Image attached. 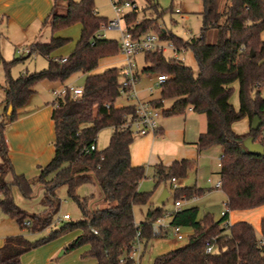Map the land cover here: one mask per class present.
<instances>
[{"label": "trees", "instance_id": "trees-1", "mask_svg": "<svg viewBox=\"0 0 264 264\" xmlns=\"http://www.w3.org/2000/svg\"><path fill=\"white\" fill-rule=\"evenodd\" d=\"M200 32L188 40L168 33L155 24L156 19L143 17L139 22L136 9L124 14V24L133 37H140L152 28L161 40L171 41L178 49L189 48L197 66V72L175 57H165L162 51L146 52L147 66L144 71L165 74L167 79L160 86L153 105L163 108L166 99H172L164 115L183 114L187 107L203 113L206 128L199 133L195 145L203 150L211 145L220 146L218 180L225 194L224 204L228 211L214 219L211 213L198 218V208H182L172 224L190 227L188 242L181 247L157 256L152 264H264V217L260 220V232L245 220L223 225L229 211L252 209L264 205V153L254 155L243 152V139L253 136L264 147V0H225L220 10L217 0H200ZM106 17L97 13L94 0H53L52 9L45 19L52 34L71 24L81 26L80 36L64 61H55L52 53L65 45L69 39L51 35L46 42H35L32 52L45 56L47 66L38 71H24L13 77L11 67L17 61L30 57L31 53L6 61L0 54L4 69L3 102L11 113L0 120V210L14 219L29 233L48 232L31 242L36 248L73 230L80 232L64 246L66 252L88 245L83 258L92 264H131L126 257L135 237L134 205L150 202L152 192L141 191L140 181L146 177V168L132 165L130 146L136 135L122 124L127 115H134L132 105L114 107L118 97L121 66L95 73L100 59L119 52L118 40L96 38L101 27L107 24ZM214 29V42L205 40L207 31ZM254 55L249 56L248 50ZM62 57V56H59ZM235 61L233 69L229 61ZM82 72L85 80L82 93L75 98L64 96L53 101L51 118L54 123V155L39 174L29 179L15 175L8 156L5 131L8 122L17 117V110L24 105L34 91V85L42 80L64 83L72 74ZM238 85V108L229 101L233 93L232 83ZM110 104V108H106ZM257 116L260 125L256 130L238 134L232 124L244 117L251 122ZM112 127L108 145L102 150H86L96 145L99 129ZM195 167V161L180 159L170 165L158 162L152 166L154 186L183 178ZM12 173L13 179L6 176ZM93 183L98 187L100 201L94 195L79 196L77 189ZM44 189L41 212H27L13 198L12 187L30 198L33 185ZM65 186L66 195L81 212L78 220L63 219L55 227L54 219L59 213L61 198L58 188ZM174 199L196 198L205 189L196 186L177 187ZM92 199V200H91ZM90 201V202H89ZM161 206L150 207L145 219L139 223L143 239L155 237L150 223L162 215ZM29 221L28 225H23ZM210 246L211 251L205 252ZM126 257V258H125ZM123 258V259H122ZM122 259V260H121ZM0 264H20L18 256L2 257Z\"/></svg>", "mask_w": 264, "mask_h": 264}, {"label": "crops", "instance_id": "crops-1", "mask_svg": "<svg viewBox=\"0 0 264 264\" xmlns=\"http://www.w3.org/2000/svg\"><path fill=\"white\" fill-rule=\"evenodd\" d=\"M52 6L53 0H0V37L6 39L7 42L13 46L16 53H19V47L31 46L35 42L48 41L50 38L49 36L46 37L44 41H41L40 38L43 31L46 29L49 30V28H47L49 26L45 23V19L49 15ZM179 9L181 10V8ZM200 9L201 6L198 12ZM142 18L143 17H138L136 22H139ZM207 34L210 36L205 38V40L207 42H214L216 39V31L211 29L207 31L206 36ZM69 52L70 50H68L67 53L58 54L55 51L52 54H54V56H67ZM35 56L42 55L36 54ZM114 56L115 55L104 57L106 58L104 64L100 67L97 66L93 72L99 73L106 68L121 66L123 64V56L121 55L122 63L120 64L113 63L112 57ZM31 57L32 56L29 58ZM42 57L47 61L45 56ZM234 67L235 61H229L228 68L233 69ZM25 71H28V69H25ZM21 72H23V70ZM154 76L155 73L153 74V78ZM235 83L237 82H233L232 86L234 88L233 93L237 91V103H235V100L229 99V101L237 109L238 85ZM63 84L64 83H59L57 81L47 80L37 82L34 85V91L27 98L24 105L17 110L16 119L7 123L5 139L8 147V156L15 175H23L29 179H33L39 174L40 167L46 165L52 159L54 155L53 141L55 138V129L51 118L53 109V96L51 90L57 89ZM148 87L146 88V92L151 94L148 92ZM0 91L1 118L8 114L10 107L6 106L3 102L4 91L2 87L0 88ZM139 96L146 100L154 99L148 97L144 98L145 96H142L140 90ZM161 115H163V117ZM161 115L157 118V133L139 135L140 138L132 142L130 146L131 164L145 166L147 170L149 167L152 169V166L158 162H162L164 165H170L175 160L186 158L195 161V167L193 169L197 174L200 167H202L203 162L210 157V152H208L210 149L209 147L203 150H198L195 145L199 133L203 132L206 128L205 115L203 113L192 111L191 107H187L183 114L164 115L162 113ZM250 125L251 122L249 119L244 117L235 121L232 124V129L236 133L242 134L250 130ZM209 172L212 173V170ZM196 174L192 186L205 189L206 191L204 194L210 193L216 189L213 187V182L210 178L207 179V185L197 183ZM6 178L7 180H12L13 174L9 173ZM209 179L211 181H209ZM177 180L178 178L176 179V187L173 186L171 181H169L170 185L174 188L180 187ZM163 188H167V198L169 196L168 186L164 185ZM43 192L44 189L42 186L37 184L34 187V192L31 197L26 199L20 194L17 187H12V194L15 203L22 209L30 208L31 211L36 213L41 212L46 208L40 202ZM220 192L222 195L220 202L223 204L226 200V196L221 190ZM77 194L79 196L94 195L95 201H100L101 199L98 187L93 183H85L81 185L77 189ZM166 198L163 203H157L162 206ZM195 199L196 198H193L192 201ZM192 201H185L182 208L191 207L192 205L185 204ZM162 208L167 209L164 206H162ZM253 211L257 212V214H253ZM251 212L252 214H250ZM66 213L67 212H64L60 215ZM205 213L210 212L205 211ZM205 213H203V215ZM250 215L255 219L257 218L256 224L249 221L250 219H248V217ZM262 217H264V205L252 209L229 211L228 221L230 224L239 220L248 221L253 227L255 226L254 228H256L257 233H259L260 220ZM218 218L219 217H216L214 219L217 220ZM47 232L48 229L40 233H29L25 228H22L17 224L14 219L10 218L0 210V253L2 257L18 256L20 264L93 263L92 259L82 257V253L88 249V245H83L69 252L64 250L65 244L73 239L80 232L79 230L70 231L36 248L31 247V242L34 239L45 235Z\"/></svg>", "mask_w": 264, "mask_h": 264}, {"label": "rangeland", "instance_id": "rangeland-1", "mask_svg": "<svg viewBox=\"0 0 264 264\" xmlns=\"http://www.w3.org/2000/svg\"><path fill=\"white\" fill-rule=\"evenodd\" d=\"M74 1H78V0H74ZM114 1H119V0H94L95 10L99 15L106 17L107 20H112L116 18V13L113 9ZM121 1H125V0H121ZM130 1H133L137 6L136 12L138 17L141 18L145 16L148 18L156 19L153 25L155 24L160 29H163L168 33H172L182 38L183 40H188L189 38L198 35L199 33L201 26V17L198 14V10L201 6L200 0H130ZM218 2H219V9L223 10L226 2L224 0H218ZM176 8H181L182 12L181 13L175 12ZM130 11H132V9L123 8L121 13L122 15H124ZM47 28H49V30L46 29L45 31H43V34L40 38L41 41H44L45 38L48 36L51 37V35L65 37L69 39V41L65 45H63L62 47L56 50L58 54L67 53L68 50L72 51L77 40L79 39L80 31H81V26L78 23H74L67 27L61 28L55 31L53 34L50 30V27ZM148 32H154V30L152 28H149ZM100 33L105 38L116 39V40L119 39V35H120L117 30L108 27H101ZM209 36L210 35L207 34L206 38H208ZM261 40L264 41V31L262 32ZM23 47H28V46H23ZM0 54L3 57V59L6 61H10L12 59L20 57V54L14 51L13 46L10 45V43H8L7 40L2 37H0ZM163 55L165 57L178 58L185 65L191 67L194 73L197 72L196 62L189 48L179 52H174L172 49L166 48L163 51ZM105 59L106 58L100 59L97 66L98 67L102 66L105 62ZM112 61L113 63H118V64L122 63L120 53L112 57ZM134 61L136 63L135 70L138 74V79L136 83L137 89L140 90L142 96L143 95L145 96L144 98L158 97L159 95L158 87H155L153 93L151 94H148L146 92V88L153 83L152 80L153 74L154 73L156 74V72L152 73V72L144 71V68L148 65L144 59V54L137 53L136 55H134ZM46 66H47V61L42 56H32L31 58L26 57L23 58L22 60L17 61V63L11 67L10 73L13 77H16L22 70L24 72L25 69H28V72H32V71L41 70ZM85 76L86 75L82 72L74 73L64 82L62 86H70L73 88L82 87L84 84ZM3 82H4V69L2 63H0V88ZM0 95H1V91H0ZM261 95L264 97V85L261 89ZM230 100H235V103H237V91L231 94ZM116 102L122 105H127L122 98H118ZM171 103H172V99L164 100L163 108H168L171 105ZM10 113L11 110L8 111L7 115H9ZM161 116L163 117V115ZM1 119L2 117L0 118V120ZM112 131H113L112 127L110 126H105L98 130L96 135L97 150L100 151L108 145ZM138 138H140V136L135 137V140H137ZM209 148L210 149L208 152H210V157H208L203 162L202 167H200L199 172L197 174L195 173V170L192 169L187 172V175L184 178L182 179L178 178L177 183L178 185H180V187L192 186L195 180V174L197 177V183L207 185L208 178L212 180L213 184L218 180L217 171L219 170L218 163H219L220 146L211 145L209 146ZM211 170L212 173L209 172ZM151 174H152V169L149 167L146 170V178H143L139 184V189L141 191L152 192V194H151L150 202H148L147 204L134 205L133 214H134L135 223H140L145 219L146 212L150 207L160 206L157 203V198L164 185L168 186L169 196L166 198L162 206H164L167 209H171L173 205L174 196H175L174 187L170 185L169 181L165 183H161L155 187L154 180L152 179ZM36 185L37 184L33 185V192H34V187ZM58 195L62 201L58 214L60 215L61 213L67 212L71 216L70 217L71 220L80 219L81 212L77 207V205L66 195L65 186H60L58 188ZM221 197L222 195L220 190L214 189L210 193L202 194L196 197L194 201H192L193 198L186 200V202L187 201H192V202L185 205H192L198 207V213H199L198 218H201L203 213H205V211H209L214 218L216 217L220 218L221 212L224 210V205L222 204V202H220ZM24 210L30 213L34 212L31 211L30 208ZM250 214H252V212ZM253 214H257V212L253 211ZM248 219H250L249 220L250 222L256 224L257 218L255 219L252 215H250ZM58 223L59 222L54 223L53 226L56 227ZM254 229L257 232V229L256 228ZM182 232H184L186 236L183 239H179V240L173 237L171 232H168L167 234L161 237H150L148 239H144L142 242L143 250L140 259V264H152L157 256L167 253L171 250H174L186 244L188 242V234L192 232V229L190 227H182Z\"/></svg>", "mask_w": 264, "mask_h": 264}, {"label": "built area", "instance_id": "built-area-1", "mask_svg": "<svg viewBox=\"0 0 264 264\" xmlns=\"http://www.w3.org/2000/svg\"><path fill=\"white\" fill-rule=\"evenodd\" d=\"M123 8H130L132 10L137 9V6L133 1H114L113 9L116 13V18L108 20L107 24L102 27H108L115 29L119 32L118 47L119 52L123 56V64L121 70V76L119 79V88H118V98H122L127 105H132L134 107V115H127L125 121L123 122V127H128L134 135H146V134H155L157 133V118L162 114V107L153 105L151 100L142 99L139 96V90L136 87L137 83V72H136V63L134 61V55L137 53H146L152 51H164L166 48L172 49L174 52L183 51L184 49H178L171 41L161 40L157 33L155 32H146L140 37H133L132 34L127 30L124 24V18L122 15ZM176 12H181L179 8L175 9ZM96 38L103 37L100 33L95 34ZM18 52L21 55L31 53V56H35L36 53L32 52L30 46L28 47H19ZM55 61H64L65 56H52ZM167 79V76L162 73L155 74L153 78V83L148 87V92L152 93L155 87L160 88L161 84ZM82 93V87L73 88L70 86H61L57 89H52L51 94L53 96V101H56L59 98L64 96H69L71 98L78 97ZM117 101V100H116ZM114 102V107H121L122 104ZM110 104H106V108H110ZM86 150H96V145L93 143ZM209 181H211L209 179ZM171 182L174 187H176V178H171ZM213 187L220 189V181L217 180ZM188 200L184 197L174 199L171 209H164L162 215H159L154 218L150 223L151 233L155 237H161L168 232H171L173 237L176 239H183L186 234L182 232V226L179 224H172V219L174 215L180 211L183 207V203ZM224 210L221 212V216L228 211L227 206L224 204ZM63 219H70L69 214L57 215L54 219V223L60 222ZM29 221H24L23 225H28ZM223 225H230L228 218L223 222ZM135 237L131 243L130 250L126 257L131 260V264H140V258L142 255V242L143 236L142 231L139 226V223H135ZM264 243V240L261 239ZM211 247L208 246L205 249V252H210ZM125 257V258H126ZM123 259V258H122ZM121 259V260H122Z\"/></svg>", "mask_w": 264, "mask_h": 264}, {"label": "water", "instance_id": "water-1", "mask_svg": "<svg viewBox=\"0 0 264 264\" xmlns=\"http://www.w3.org/2000/svg\"><path fill=\"white\" fill-rule=\"evenodd\" d=\"M248 55L253 56L254 50L249 49ZM9 110H11V108ZM260 123L261 122H260L259 118L257 116H254L252 121H251L250 128L252 130H256L259 127ZM242 151L243 152H249V153L254 154V155H262L264 153V147L260 143L255 142L253 136H247L243 139ZM167 195H168L167 188H163L162 191L160 192L158 198H157V202L160 204L163 203V201Z\"/></svg>", "mask_w": 264, "mask_h": 264}]
</instances>
